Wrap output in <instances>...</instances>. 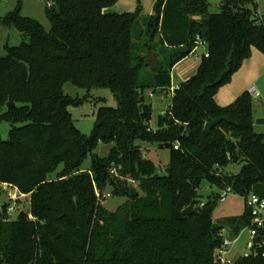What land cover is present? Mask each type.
I'll use <instances>...</instances> for the list:
<instances>
[{"label": "trees", "instance_id": "16d2710c", "mask_svg": "<svg viewBox=\"0 0 264 264\" xmlns=\"http://www.w3.org/2000/svg\"><path fill=\"white\" fill-rule=\"evenodd\" d=\"M116 1L48 0L49 30L20 7L0 16V26L24 37L0 57V122L11 123L8 138L0 137V182L29 195L28 211L15 221L3 216L12 201L1 206L0 264H220L224 226L236 237L251 216L245 206L243 214L215 223L220 194L199 202L201 183L264 198V132L255 130L251 94L226 106L215 98L251 47L264 53L256 0H221L218 12L209 11L208 0H156L143 55L133 51L140 9L118 13L111 10ZM197 37L207 56L174 89L152 129L144 91L171 87V68L194 50ZM154 49L167 59L145 76L144 59ZM66 82L108 88L117 101L99 107L89 135L74 125L68 107L83 99L66 95ZM217 117L228 120L205 132ZM101 143L112 144L106 157L94 153ZM148 148L169 151L164 175L144 157ZM230 164L240 165L238 173H224ZM112 168L137 181L141 193L115 180ZM106 189L126 200L107 210L96 195ZM193 200L195 212L184 215ZM235 264H264V257L240 256Z\"/></svg>", "mask_w": 264, "mask_h": 264}, {"label": "rangeland", "instance_id": "374dc122", "mask_svg": "<svg viewBox=\"0 0 264 264\" xmlns=\"http://www.w3.org/2000/svg\"><path fill=\"white\" fill-rule=\"evenodd\" d=\"M48 0H1L0 1V16H5L8 12L14 11L17 7H20V14L25 17L33 18L39 21L45 30L50 29V22L45 15V6ZM209 1V11L210 12H218L220 11L221 0H208ZM254 13L259 18H263L264 21V0H256L255 7L253 8ZM145 17H138L137 21L134 24L133 28V51L137 55L145 54V51L142 49V45H144L148 41V37L144 32L145 28ZM24 37L21 32H19L14 27L0 26V57L6 55L5 46H17L23 41ZM156 42V38L154 39ZM158 52L162 51L161 47L158 46L156 48ZM206 47L203 45H198L195 51L191 52L185 58L177 62L171 68L172 74V86L173 89L177 87L181 82L187 80L192 75L195 74L197 66L200 62L201 55L204 54ZM155 50V49H154ZM174 49H169V53H173ZM163 61H166L167 55L162 56ZM161 59V57H160ZM247 61V62H246ZM255 63L260 67V70L264 67V53L258 50L255 47H251V56L246 59L243 64L247 65L248 63ZM247 63V64H245ZM238 69L231 77V81L223 85L219 88L215 97L218 102L228 104V102H232L241 94V86L238 85L237 82H233L232 80L237 79L241 72H238ZM143 75H147L149 72L147 71V66L142 71ZM236 77V78H235ZM251 76H243L242 80L250 82ZM171 89V91H173ZM259 94L260 96H253V112L260 111V114L264 112V78L258 84ZM152 89L145 90L144 95L146 97V101L151 104V116L149 120V126L152 129L157 127V121L159 115H161L169 106L171 102L172 93L162 92L160 90L154 91L152 95L150 92ZM63 92L66 95H69L74 98L83 99V102L76 106H69L68 110L71 113L74 125L86 135L91 134L97 110L101 106L107 107H116L117 101L113 95V93L108 88L102 87H94L89 90L84 88H79L73 85L70 82H66L63 85ZM229 102V103H230ZM17 126L21 125L20 123L16 124ZM11 128V123L7 121L0 122V137L2 139L8 138V133ZM255 130L257 132L264 131V126H255ZM112 144H99L97 148L94 150V153L98 154L100 157H106L109 153ZM144 157L150 159L154 166L155 171L159 175L165 174L164 166L169 161V151L167 149H154L148 148V150L143 151ZM91 156L88 155L83 161V168H88L90 165ZM61 168V165L58 169ZM240 169L239 164H230L224 169V173L226 174H236ZM115 172H111L114 175V179L127 181L128 187L133 189L136 192H139L137 187V181L132 183V180L123 177L118 173V168L114 169ZM56 172L52 173L51 177L54 178ZM121 188L122 185L120 184ZM103 193H110V196L103 200L102 205L109 211L114 210L118 205L123 203L126 198L123 196L114 195L112 189H106ZM221 194L222 190L218 189V187L209 184L207 181H203L198 189V198L200 201H206L208 197L214 196L215 194ZM23 197L19 199L8 202L9 198L6 196L5 192H0V214H1V206L9 203V207L3 211V216L5 218L12 217V214L15 210H23L28 211L29 208V195L23 194ZM197 205L194 206V209ZM11 208V210H10ZM245 211V199L244 196H240L234 194L232 192H228L224 200L218 202L217 206L212 211V219L217 224H224V220L227 217L231 216H239L243 214ZM223 235L226 240L232 242V246L229 249H226L223 257L230 260V264H235V261L238 257L244 256L248 253L247 243L250 241L249 238V230L248 228H244L238 236L232 237L229 233V228L224 226Z\"/></svg>", "mask_w": 264, "mask_h": 264}, {"label": "built area", "instance_id": "2783aa9c", "mask_svg": "<svg viewBox=\"0 0 264 264\" xmlns=\"http://www.w3.org/2000/svg\"><path fill=\"white\" fill-rule=\"evenodd\" d=\"M198 45H205V42L199 37H197L196 46L194 49H196ZM204 55L207 56V52H204ZM248 92L253 96L259 95L258 91L254 86H251ZM174 148L177 149L178 145L175 144ZM114 169L115 168H112L111 170L112 173L115 172ZM132 183H134L133 180ZM2 191L6 193V196L11 201H15L20 197L24 196L22 193L19 192L17 187L4 182H0V192ZM228 192H231L229 188L222 190V193L220 194L219 202L224 200V197ZM96 195L99 198V200L102 202L103 200H105L107 197L110 196V193H102L101 195L97 193ZM244 199H245V206L249 210L251 216L250 224L246 227L249 230L250 241L247 243V249L249 251L244 256L252 255L255 257L260 255L264 257V198H260L255 194H249L245 196ZM28 217L30 219L33 218L31 214H28ZM231 246H232V242H229L228 240L224 239L223 245L221 246V248L217 249L216 251L217 262H219L220 264L231 263L230 260L223 257V254L225 253L226 249L231 248Z\"/></svg>", "mask_w": 264, "mask_h": 264}, {"label": "crops", "instance_id": "0c3cea01", "mask_svg": "<svg viewBox=\"0 0 264 264\" xmlns=\"http://www.w3.org/2000/svg\"><path fill=\"white\" fill-rule=\"evenodd\" d=\"M155 2H156V0H117L111 10L116 11L118 13H123V12H135L137 10V8H139L140 9L139 17H145V19H146V17H148L149 15L154 14ZM262 20H263V18H262ZM203 46H205V45H203ZM169 49H171V48H169ZM193 51H195V49ZM204 52H206V49ZM160 57H161V59H160ZM159 59H160V61L163 60L162 55L160 56V54H159ZM245 64H247V63H245ZM150 67L151 66H147V71L149 73H153V71ZM239 69L240 70L238 72H241L240 75L237 77V79H234L232 81L233 82L238 81V85L241 86V90H242L241 93H243L244 91H248L251 86H254L256 88V90L258 91V93H260L259 89H258V84H260V81H262L264 78V67L260 70V67L257 64L255 65V63L250 62L247 65L242 64V66ZM170 75H171V87L166 88V89H162V90L155 89V90L148 91V92H150V95H152L154 93V91H156V90H160L162 92H168L170 94L173 93V91H171V89H173L171 71H170ZM246 75L252 77L249 80L250 82L242 80L243 76H246ZM258 96H260V94ZM216 101H217V99H216ZM229 102H228V104H229ZM218 103L222 106L228 105V104L225 105V103H221V102H218ZM253 116H254V121H255L256 118L264 117V112L261 114H260V111H258L256 113L253 112ZM255 126H257V124H255V122H254V127ZM259 126H264V125H259ZM261 132H264V131H261Z\"/></svg>", "mask_w": 264, "mask_h": 264}, {"label": "water", "instance_id": "95a60500", "mask_svg": "<svg viewBox=\"0 0 264 264\" xmlns=\"http://www.w3.org/2000/svg\"><path fill=\"white\" fill-rule=\"evenodd\" d=\"M160 62L159 59V53L155 50L151 51L150 54L144 59V64L146 66H155ZM7 108H11L14 106V102H8L6 104ZM222 120H228L226 117H217L210 121H208L204 126V131L209 133L211 129L219 124ZM255 124L257 125H264V117H259L255 119ZM195 205V200H193L186 208L182 210V213L184 215H191L195 212V209L193 208ZM19 211L15 210L12 214L11 220L15 221L17 219Z\"/></svg>", "mask_w": 264, "mask_h": 264}]
</instances>
